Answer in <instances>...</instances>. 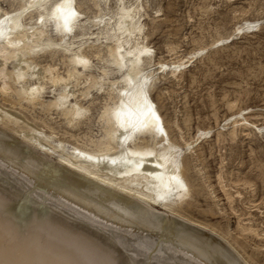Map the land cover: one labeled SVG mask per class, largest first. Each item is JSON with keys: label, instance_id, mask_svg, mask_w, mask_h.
<instances>
[{"label": "bare ground", "instance_id": "bare-ground-1", "mask_svg": "<svg viewBox=\"0 0 264 264\" xmlns=\"http://www.w3.org/2000/svg\"><path fill=\"white\" fill-rule=\"evenodd\" d=\"M87 1L85 13L79 0H0V264H251L230 234L183 214L194 201L186 160L204 179L197 146L264 139V108L228 100L226 117L189 136L175 115L172 137L151 90L255 22L188 54L167 43L157 57L148 0ZM221 168L237 213L243 195ZM237 216L240 235L264 240Z\"/></svg>", "mask_w": 264, "mask_h": 264}, {"label": "rangeland", "instance_id": "rangeland-1", "mask_svg": "<svg viewBox=\"0 0 264 264\" xmlns=\"http://www.w3.org/2000/svg\"><path fill=\"white\" fill-rule=\"evenodd\" d=\"M79 2L82 11L87 13L88 1ZM146 10L150 16L159 14L153 24H150L149 19L146 20L149 23L148 29L150 28L149 43L157 57H166L167 43L179 46L182 54H188L197 48V44L209 45L211 40L219 36L228 37L238 23L255 22L253 32L245 35L246 37H238L228 48L216 52L211 49L208 58L195 63L182 77L175 79L166 75L157 79L151 96L168 123L172 137H175L171 124L175 115L185 136H189L198 127H212L215 115L219 120L226 117L230 113L226 106L228 100L238 98L240 107L264 108V0H148ZM228 140L229 137L226 136L220 146L214 141H204L197 146L204 179L195 174L192 162L186 160L188 179L193 183L194 205L184 207L183 214L212 225L219 233L227 234V237L230 234L231 242L235 241L232 242L234 246L249 258L251 264H264V240L251 235H240L235 227L237 215L244 218L248 214L253 218L254 225L259 229L262 227L264 231V139L257 137L252 141L244 138ZM220 163L223 181H226L231 191L236 189L243 195L235 197L233 202L237 213L230 210L217 182ZM204 180L208 183L202 182ZM245 180L250 181L253 186L246 185L243 182ZM210 190L214 191L216 198H213ZM248 199H254L257 206L253 202L251 205ZM255 209L262 211L260 213Z\"/></svg>", "mask_w": 264, "mask_h": 264}]
</instances>
